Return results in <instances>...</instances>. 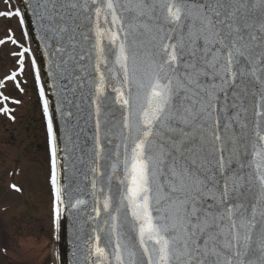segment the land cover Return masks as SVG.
<instances>
[{"label":"snow or ice","instance_id":"obj_1","mask_svg":"<svg viewBox=\"0 0 264 264\" xmlns=\"http://www.w3.org/2000/svg\"><path fill=\"white\" fill-rule=\"evenodd\" d=\"M20 4L71 264H264V0Z\"/></svg>","mask_w":264,"mask_h":264},{"label":"flooded vegetation","instance_id":"obj_2","mask_svg":"<svg viewBox=\"0 0 264 264\" xmlns=\"http://www.w3.org/2000/svg\"><path fill=\"white\" fill-rule=\"evenodd\" d=\"M30 70L32 83L27 77H24L25 67L22 73L19 71V66L11 69L6 74L1 75L0 73V109L7 105L11 110L10 113L0 112V122L4 120L14 122L17 120L18 107L23 103L21 96L27 93L30 86L34 89L32 93L33 97L35 95L34 103L37 102L36 106L40 105L38 88L31 66ZM13 72L17 73L16 80H8L7 77ZM17 84L19 87H17ZM3 97L8 99L5 101ZM16 100L20 103H13ZM10 116L15 117V119H11ZM43 121L45 122L44 117ZM35 136L38 140L39 136ZM32 142L29 140L28 148L32 147ZM42 145L43 142L36 143L37 147H42ZM12 162L13 165L9 167L10 172L12 170L14 174L18 172L21 174L19 168L23 165V161L15 157ZM0 181V264H53L52 248L54 239L51 222L53 197L50 199L45 194L27 193L29 188L34 187L31 184H24L21 188L19 187L21 191L18 194L12 192L10 194L11 188L7 182L9 180L4 178ZM1 191L5 193L1 194ZM37 239H39L38 244L35 242Z\"/></svg>","mask_w":264,"mask_h":264},{"label":"rangeland","instance_id":"obj_3","mask_svg":"<svg viewBox=\"0 0 264 264\" xmlns=\"http://www.w3.org/2000/svg\"><path fill=\"white\" fill-rule=\"evenodd\" d=\"M9 5H11L13 9L15 8L12 0H7V2L6 0H0L1 11H7ZM10 33L18 42L17 45H13L8 39ZM0 38L6 41L0 48V73L3 75L19 66V57L14 56L13 53H19L21 51L20 46L26 47L28 42L25 35L22 33L19 19L15 16L11 19L0 17ZM24 56V77H27L30 83H32L28 57L26 54ZM31 87L32 86H30L26 94L21 96L23 103L18 107L17 120L14 122H9L8 120L0 122V180L4 178L9 180L7 182L11 188L10 194L11 192L13 194H18V192L12 188L13 184H16L18 188H21L24 184H31V186H34V189L29 188L27 193L45 194L52 199L51 186L49 183L50 159L45 122L43 121L41 106H36L37 102L36 104L34 103L35 95L33 97L32 94L34 89ZM35 135L39 136L38 140ZM29 140L33 141L31 143V148H28ZM42 142V147L36 146V143ZM15 157L23 161V165L19 168L21 174H19V172L14 174L12 170L11 172L9 170V167L13 165L12 161ZM3 193L5 192L1 191V194Z\"/></svg>","mask_w":264,"mask_h":264},{"label":"water","instance_id":"obj_4","mask_svg":"<svg viewBox=\"0 0 264 264\" xmlns=\"http://www.w3.org/2000/svg\"><path fill=\"white\" fill-rule=\"evenodd\" d=\"M16 7H21L20 0H15ZM25 10L22 7V11ZM24 30L28 32L27 38L30 43L31 49L34 50V55L37 58V63L41 68L42 79L48 81L47 77V64L43 57V48L41 42L37 36L35 24L32 21L31 13H26V22L23 25ZM48 95L51 96V91L48 92ZM54 99V97H53ZM72 231L67 222H65L62 230V238L59 242L54 240V264H71L72 256Z\"/></svg>","mask_w":264,"mask_h":264}]
</instances>
